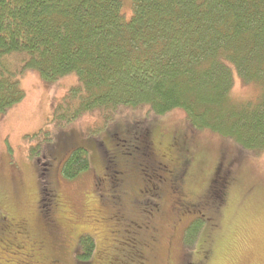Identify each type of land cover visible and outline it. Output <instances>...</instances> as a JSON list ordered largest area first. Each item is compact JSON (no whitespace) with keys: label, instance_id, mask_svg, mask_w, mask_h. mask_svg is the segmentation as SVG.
I'll use <instances>...</instances> for the list:
<instances>
[{"label":"trees","instance_id":"obj_1","mask_svg":"<svg viewBox=\"0 0 264 264\" xmlns=\"http://www.w3.org/2000/svg\"><path fill=\"white\" fill-rule=\"evenodd\" d=\"M29 71H38L46 85L76 75L78 84L54 110L56 122L94 113L112 119L124 107L146 109L154 122L183 111L191 130L228 138L241 154L264 153V0H0V115L24 99L21 79ZM234 73L259 88L257 98L233 99ZM146 120L129 128L144 146H136L137 154L145 148L150 154L147 147L160 141ZM121 130L111 127L106 139ZM53 140L45 156L58 144L69 153L66 180L90 169L86 146L66 132ZM172 143L177 157L164 180L176 191L175 203L196 214L187 233L194 241L203 234L198 254L185 252L181 264H215L220 232L217 222L211 227L202 216L229 204L240 182L235 162L222 154L207 187L194 192L198 161L190 154L191 140L180 131ZM95 245L90 236L80 240L83 264Z\"/></svg>","mask_w":264,"mask_h":264},{"label":"rangeland","instance_id":"obj_2","mask_svg":"<svg viewBox=\"0 0 264 264\" xmlns=\"http://www.w3.org/2000/svg\"><path fill=\"white\" fill-rule=\"evenodd\" d=\"M77 84L75 74L46 85L38 71L25 72L24 99L0 115V264H83L79 242L88 236L96 244L89 264H181L186 253L197 255L202 233L195 241L187 233L196 214L175 203L176 191L164 180L178 151L170 142L180 131L199 163L194 192L207 187L225 153L240 181L227 206L202 216L220 232L213 263L264 264V153L241 154L228 138L191 130L183 111L154 122L146 109L124 107L112 119L94 113L56 122L54 110ZM259 91L234 73V100L255 99ZM144 118L160 137L146 155V148L137 154L139 134L129 130ZM118 126L119 135L107 140ZM61 132L86 146L90 160V169L71 181L62 176L67 151L58 144L45 156L48 139L57 142Z\"/></svg>","mask_w":264,"mask_h":264},{"label":"flooded vegetation","instance_id":"obj_3","mask_svg":"<svg viewBox=\"0 0 264 264\" xmlns=\"http://www.w3.org/2000/svg\"><path fill=\"white\" fill-rule=\"evenodd\" d=\"M202 256H203V254H200V256H199L200 257V263L202 262V260H204V259H202ZM199 257H198V260H199Z\"/></svg>","mask_w":264,"mask_h":264},{"label":"bare ground","instance_id":"obj_4","mask_svg":"<svg viewBox=\"0 0 264 264\" xmlns=\"http://www.w3.org/2000/svg\"><path fill=\"white\" fill-rule=\"evenodd\" d=\"M59 172H60V171H59ZM57 176H58V175H57ZM191 180H193V179H191ZM187 183H188V182H187ZM54 185H55V184H54ZM185 186H186V185H185ZM185 186H184V187H185ZM181 187H182V186H181ZM182 189H183V188H182ZM186 189H187V188H186ZM186 193H187V192H186ZM186 193H185V195H186Z\"/></svg>","mask_w":264,"mask_h":264}]
</instances>
